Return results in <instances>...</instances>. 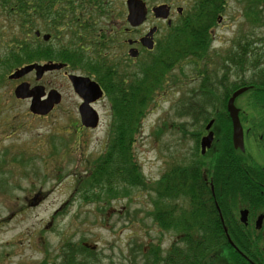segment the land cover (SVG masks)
Wrapping results in <instances>:
<instances>
[{"label":"rangeland","instance_id":"rangeland-1","mask_svg":"<svg viewBox=\"0 0 264 264\" xmlns=\"http://www.w3.org/2000/svg\"><path fill=\"white\" fill-rule=\"evenodd\" d=\"M67 1L71 3L69 7L77 8L74 9L77 14H84L82 24H91L82 35L95 34L96 31L105 36L109 30L124 26L126 7L122 0H102L107 4L101 6L95 3L97 0H56L52 6L55 10H62ZM176 1L179 6L183 2L188 4L184 7L186 16L192 1ZM250 1L226 0L220 11L221 22L215 23L209 33L211 49L207 58L197 62L198 65L191 59L178 63L153 93L152 103L132 145L146 182H155L165 169L173 165L195 161L202 162L204 167L210 155L206 153L196 158V140L199 142L205 125L212 118L216 119L218 132L222 133L220 128L226 122L222 110L225 90L232 84L250 82L254 74L257 83L261 80L260 69L237 67L228 61L229 55L236 56L238 49L248 47L247 43L257 52H264V6L258 8L256 4H249ZM49 4H52L51 0H44L39 6L44 8ZM1 9L0 56H3L10 34L17 29L4 20ZM110 9L114 12L113 18H103L101 13ZM249 9H260V19L255 22L246 19L252 14V11L247 12ZM64 13H68L66 19L71 22L74 12ZM152 23L148 21L146 27ZM32 28L40 29L36 23ZM70 31L66 28L57 37L54 32L43 30L52 36L50 44L43 46L66 45L71 37ZM14 51L18 52L17 49ZM109 53L115 58L121 57V63L126 64V51L121 54L110 48ZM149 59L151 57L144 55L137 62L146 63ZM76 63L78 67L83 65V62ZM261 67L264 68V64ZM3 69L0 68V264H64L65 244L83 245L92 252L86 257L93 264H140L139 258L134 259L140 246L146 251L148 246L158 244L165 254L178 236L175 228L163 230L158 227L150 213L152 196L147 191L129 189L127 196V187L120 185L117 196L113 197L93 189L94 185L82 191L85 184L76 181L77 177L84 176L93 162L102 158L108 148L112 120L110 102L104 98L97 105L101 118L98 127L79 133L73 125L78 119L79 103L76 98H68L70 91L59 74L48 75L46 81L56 87L63 84L61 90L66 97L61 98L47 117L34 118L28 112L29 101L17 100L11 95L13 82L6 80L9 72L5 74ZM206 76L215 79V85L208 83L214 92L210 97L214 98L213 101L201 102L199 106L203 112L194 111L196 116L186 117L188 127L179 125L185 115L179 107L180 100L197 96ZM255 88L253 84L252 89ZM252 100L251 92L243 93L236 98L235 106L241 111L255 113ZM178 126L181 128L177 129ZM219 146L215 145L217 149ZM37 195L39 199L36 197L34 201ZM63 245L65 249L61 250ZM176 246L183 247L180 243ZM224 251V248L216 251L207 264H229Z\"/></svg>","mask_w":264,"mask_h":264},{"label":"trees","instance_id":"trees-1","mask_svg":"<svg viewBox=\"0 0 264 264\" xmlns=\"http://www.w3.org/2000/svg\"><path fill=\"white\" fill-rule=\"evenodd\" d=\"M35 1L0 0V8L5 9V21L17 29V32L13 30L10 34L12 36L6 43L5 50H3L4 55L0 56V68H4L6 74L13 68L26 63L58 58L73 67H76V62H83L81 67L84 71L101 76L102 83L107 84L106 90L110 94L108 99L113 114L110 138L107 143L108 148L102 158L93 162L84 172V176L77 177L76 181L78 184H85L82 191H86L90 185H94L93 189L99 190L103 194H111L113 197L117 196V189L120 185L127 187L125 192L127 196L130 193L129 189L147 191L152 196L150 213L154 216L158 227L163 230L175 228V233L178 236V239L171 244L165 254L158 244L148 246L146 251H143L140 246L134 254V259L139 258L140 264H207V260L212 259L216 255V251L224 248L229 264H260L257 261H248L231 246L224 243L225 236L218 227L214 208L206 203L202 194L197 195V193L205 191L209 193L210 191V187L203 180L202 162L194 161L191 164L173 165L170 169H165V172L155 182H146L132 149L135 136L140 131L142 120L147 115L148 106L152 103L153 93L161 87L165 75L175 65L182 64L185 60H195V64L198 65L197 62L207 58L210 47L207 30L213 26L218 2L205 0L201 3L187 22L171 29L166 42H160L159 52L151 57L148 62L143 63L142 70L130 74L125 68L116 69L114 59L108 60L99 51L93 55H86L72 48L63 52L45 50L40 45H35V48L32 37L34 22L30 18L33 14V2ZM43 1L39 4H42ZM249 4H256L260 8L264 6V0H251ZM250 11L252 14H248L246 19L252 22L260 19V9H249L247 12ZM40 18H44V12L41 13ZM59 19L60 17L54 18V23ZM27 33L31 35V38H28ZM247 44L248 47L241 48V52H238L236 56L230 55L228 61L237 67L247 66V69H260L258 75L262 76L261 79L264 80V68L261 67L264 64H261L264 59V52L254 53V49L249 48V43ZM198 47L200 49L196 52ZM13 48L17 49L18 52H15ZM250 53H252V58ZM110 69H114V72L110 73ZM254 77L248 83L232 84L230 89L225 90L224 99L222 98L223 111L226 110V101L234 90L243 86L251 87L254 84L256 85L255 89L249 88L246 91L251 92L253 96L252 109L256 112H264V98H254L256 95H260L261 91L264 92V82L258 81L257 83ZM204 81L205 84L202 85L197 96L193 95L192 98L180 100L179 107L184 113L187 111L193 115L194 111L202 113L203 108L199 106L200 103L213 101L214 98L210 97L214 92L212 88L208 87V83L215 85V79H209L206 76ZM197 115L199 116V113ZM228 126L230 125L228 124ZM220 135L222 136L218 142L220 152L237 158L235 155L232 156L233 152H230L234 148L231 145L229 133L222 132ZM195 150L197 152L196 158L201 157L198 140H196ZM231 167L220 164L216 167L217 173L213 177L212 186L215 196L219 190H227V186L222 189L218 184L231 185L229 191H235L237 188L240 189L242 181L244 182L242 179L232 177V174H244L242 165V169L240 166H237L236 169L233 167L231 169ZM175 199H180L182 204L180 206L174 205ZM166 201L172 203L164 205L163 202ZM178 207L181 214L177 216L175 209ZM233 232L239 231H228L234 239ZM179 243L183 247H177L176 244ZM237 245L246 255L257 260L258 255L252 251L253 248L246 241H239ZM65 246H67L66 249ZM65 246L61 247V250L65 249L63 252L66 258L64 264H93L86 257V254L92 252L84 248L83 245L65 244ZM222 263H224L223 260Z\"/></svg>","mask_w":264,"mask_h":264},{"label":"flooded vegetation","instance_id":"flooded-vegetation-1","mask_svg":"<svg viewBox=\"0 0 264 264\" xmlns=\"http://www.w3.org/2000/svg\"><path fill=\"white\" fill-rule=\"evenodd\" d=\"M56 1V0H55ZM55 1H51V3H55ZM100 6L105 5L107 3H103L102 0H97ZM124 1L125 7H126V15H125V22L124 26H121L120 29L113 30L112 26H109L110 29L105 36L103 34L97 33L90 34V35H82L86 29H90V23H83L84 22V14L83 13H76L74 11V7H69L71 4L69 1H67V6L64 7L62 10H55L51 5H48L44 8L39 6V3L42 2V0H36L33 2V14L31 15V20H33L34 23L38 24V28L40 29H34L32 31V37L35 45H40L41 47L45 48V50H52L57 49L55 51L57 52H63L65 50L75 49L77 51H80L83 54L86 55H93L96 51H99L102 55H104L108 60L114 59L115 67L116 69L122 70V69H128V72L130 74L133 73V71L136 69L142 70L143 63L141 64L137 62V59L142 56L146 57H153L155 54L159 52V44L160 42L165 43L167 36L171 33V29L174 27H177L178 25H183L185 22L188 21V18L191 17L193 12L197 11V8L200 6L201 3H203L205 0H189L192 1L190 5V9L188 11V14L185 16L186 5H188L186 2L182 3V6H179L177 4V1L175 3V0H138L140 1L145 10L146 15L143 23L137 27H133L129 24L127 20L128 16V8H127V0ZM183 1V0H182ZM206 1H217L218 7L216 8L217 14L214 16V23H220L222 20L220 11L223 9L225 1L226 0H206ZM149 4L151 7H147L146 5ZM208 7L209 4L207 3ZM163 6L164 9H167V17L162 18L160 16L155 17L153 13V8ZM66 8V9H65ZM72 8V9H70ZM3 12V15L5 14V9H1ZM64 11H73L74 17H72V21L68 22L66 18H68V13H64ZM106 11V10H105ZM103 11L101 14L103 18L106 19H112L113 18V10L110 9L107 13ZM44 12V18L41 19L40 15ZM60 17L62 19L60 22L55 24L52 22V18ZM150 17V18H149ZM6 18L4 17V20ZM59 19V20H60ZM152 21L153 23L150 26L146 27V24L148 21ZM56 22V21H55ZM61 23H65L63 25H60ZM93 25H95L93 23ZM211 26V25H210ZM209 27L207 32L210 33L212 30V27ZM66 28L70 29V40L66 45L59 44L55 48H48L44 47L43 45L50 44V41L52 40V36L49 33H43V30H49V32H54L57 37L60 36V32L65 30ZM144 31L140 32V29ZM152 28H155V32L152 35V41H153V48L152 49H146L145 47H142L139 43V40L144 37ZM13 32V31H12ZM136 33H139V35L136 37ZM134 34V37H131ZM162 36H161V35ZM211 34V33H210ZM209 34V35H210ZM121 35V36H120ZM160 35V36H159ZM28 38H31V35L27 33ZM44 36H47L48 38L45 39ZM87 39L86 41L84 38ZM119 37H122V40H119ZM161 37V38H160ZM131 41V44L128 42ZM42 44V45H41ZM36 48V47H35ZM114 49L116 52H120L123 54L124 51H126V64L123 65L121 63V57L115 58V56H112L109 53V49ZM200 47L196 48V52H198ZM211 49V46L209 47V51ZM60 50V51H59ZM130 50H136L138 52V56L136 58H129L128 52ZM238 52H241V49H238ZM153 54V55H151ZM121 56V55H120ZM230 56V55H229ZM36 64L39 66H43L46 64H58L60 65L58 69H52V70H44L38 77H37V71L35 69L31 70L24 76H22L19 79L11 80L8 79V76L12 74L16 69H20L21 67ZM120 66H123L124 68L121 69ZM71 66L69 63L63 60L51 59V60H41V61H33L30 63H26L20 66H17L10 70L9 74L6 76V80L9 82H13L11 86V95L13 98H16L14 95V88L19 85L22 82H25L29 85V88L32 87H42L43 95L40 98H47L48 93L51 91H56L59 94V98H65L66 95L62 93L61 87H56L51 81H46L48 75H54L59 74L62 79L64 80V83H66V88L70 91V96L68 98H76L78 101L77 106V113H78V107L80 103L82 102L81 96H79L73 89V86L70 82L69 76L75 75L83 78H89L92 82H94L101 93L100 99L94 101L91 103V107H93L99 118L100 123V115L97 111V105L100 104V102L105 98L107 102L110 98L109 92L106 90L107 84L104 82L102 83V77L98 76L93 73L86 72L82 69V67H73L71 69ZM98 72V71H97ZM114 72V69H110V73ZM135 72V71H134ZM27 77V78H26ZM261 82H264L263 79L259 80ZM93 89V94H98L99 91L94 87L91 86ZM264 90V88H263ZM260 95H256L254 98H264V92ZM86 98H90L93 95H90V93L86 94ZM29 101V100H27ZM56 108V107H55ZM54 108V110H55ZM110 109H111V115L112 120L110 122V128L113 121V114H112V108L110 103ZM226 116V122L224 121L223 127L220 128L222 132L229 133V139L232 144V122L229 116L228 111H223ZM34 118H45L46 116H37V115H31ZM196 116L193 115L191 112H186L182 118L183 121H180L179 125H185L188 127V124L186 122V117ZM238 119L242 128L243 132V147L244 150L241 151L239 149H232L233 152L232 156L235 155L237 158L231 157V155L220 152V149H217L215 147L216 144H218L219 140L222 138L220 137V133L218 132V129L215 127L216 125V119H210L209 121H212V124L210 128L208 129L209 132L212 133V142L209 148L206 149L205 153H209L210 158L207 164H205L203 169V180L207 183V185L210 187L209 193L202 192L197 193V195L202 194V197L206 199V203L210 204V207L214 208L216 212V220L218 223L219 229L224 234V243H226L228 246H231L237 253L242 256L243 258L247 259L248 261H257L260 264H264V112H255V113H249L246 111H238ZM208 121V122H209ZM207 122V123H208ZM98 123V125H99ZM228 124L230 126H228ZM76 125V128L79 130V133L82 131H91L93 129L91 128H85L81 125L79 115L76 122L73 124ZM181 126H178L177 129H180ZM206 126V125H205ZM185 127V128H186ZM192 129V126L190 127ZM188 129V128H186ZM178 132V131H177ZM208 132L206 131L204 127V131L201 134V137L207 135ZM200 137V139H201ZM200 142V140H199ZM227 149V148H226ZM225 149V150H226ZM223 150L227 153V151ZM200 153V148H199ZM223 157V158H222ZM222 158V159H221ZM221 166H232L236 169L237 166L242 165L241 169L243 170L244 174H232V177L234 179H242L240 189L237 188L235 191H229V187L231 185H227L226 183L218 184L220 188H224L227 186V190H219L217 195L215 196L213 192V177L217 173L216 167L218 165ZM241 164V165H240ZM231 167V169H232ZM205 195V196H203ZM163 202L164 205L168 204L170 205L172 202L169 201ZM185 203V201H184ZM182 204L180 199H175L174 205L180 206ZM177 216L181 214L179 207L175 209ZM245 213L244 216L242 214ZM195 227V226H194ZM229 230H238L239 232H233L234 239L232 238L231 234L228 233ZM236 241V242H235ZM239 241H246L247 244L253 248V252L258 255L257 260H254L251 256L246 255L242 250L239 249V246L237 245V242ZM251 254H253L251 252Z\"/></svg>","mask_w":264,"mask_h":264},{"label":"water","instance_id":"water-1","mask_svg":"<svg viewBox=\"0 0 264 264\" xmlns=\"http://www.w3.org/2000/svg\"><path fill=\"white\" fill-rule=\"evenodd\" d=\"M127 8H128V16L127 20L129 24L133 27H137L141 25L145 19L146 10L143 4L138 0H127ZM153 13L155 17H167V9H164L163 6H159L153 8ZM155 32V28H152L144 37L139 40V43L142 47L146 49L153 48L152 35ZM47 39V36H44ZM131 44V41L128 42ZM128 56L130 58H136L138 56V52L136 50H130L128 52ZM60 65L58 64H46L43 66H39L36 64L27 65L21 67L20 69H16L12 74L8 76V79L15 80L19 79L31 70L35 69L37 71V77L44 70H52L58 69ZM70 82L73 86L74 91L81 96L82 103L78 107V114L80 118V123L85 128H95L98 124V114L97 112L90 106V103L96 101L101 96L98 86L92 82L89 78H83L75 75L69 76ZM91 86H94L99 93L93 94V89ZM42 87H32L29 88V85L25 82L20 83L14 88L15 99L18 100H29L28 110L33 115L45 116L49 114L54 106L60 103L61 98H59V94L56 91H51L48 93L47 98H40L43 95ZM247 88H240L232 93L226 103V110L229 112V116L232 122V144L235 149H239L241 151L244 150L243 147V132L238 119V109L234 105L235 99L246 91ZM90 93L93 95L90 98H86V94ZM89 97V96H87ZM212 121H210L206 125V130L210 128ZM212 142V133L208 132V134L201 138L200 140V152L204 154L205 150L210 147ZM36 200V196L34 197V201ZM245 213L242 214L244 216Z\"/></svg>","mask_w":264,"mask_h":264}]
</instances>
